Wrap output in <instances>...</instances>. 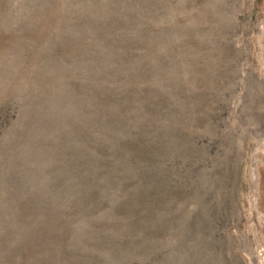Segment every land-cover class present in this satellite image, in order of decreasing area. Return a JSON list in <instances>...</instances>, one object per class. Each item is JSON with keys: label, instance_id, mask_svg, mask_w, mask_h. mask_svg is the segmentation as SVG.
Masks as SVG:
<instances>
[{"label": "rangeland", "instance_id": "rangeland-1", "mask_svg": "<svg viewBox=\"0 0 264 264\" xmlns=\"http://www.w3.org/2000/svg\"><path fill=\"white\" fill-rule=\"evenodd\" d=\"M0 264H264V0H0Z\"/></svg>", "mask_w": 264, "mask_h": 264}]
</instances>
